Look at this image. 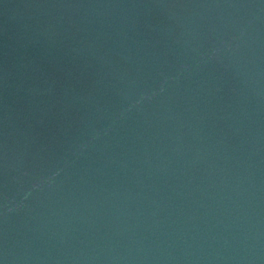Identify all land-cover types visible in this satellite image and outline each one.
Returning a JSON list of instances; mask_svg holds the SVG:
<instances>
[{"label": "water", "instance_id": "obj_1", "mask_svg": "<svg viewBox=\"0 0 264 264\" xmlns=\"http://www.w3.org/2000/svg\"><path fill=\"white\" fill-rule=\"evenodd\" d=\"M0 264H264V0H0Z\"/></svg>", "mask_w": 264, "mask_h": 264}]
</instances>
